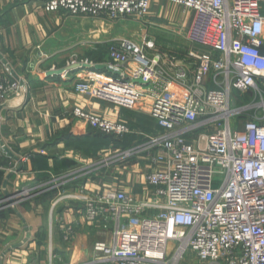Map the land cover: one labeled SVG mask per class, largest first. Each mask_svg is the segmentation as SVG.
Wrapping results in <instances>:
<instances>
[{
	"label": "built area",
	"instance_id": "obj_1",
	"mask_svg": "<svg viewBox=\"0 0 264 264\" xmlns=\"http://www.w3.org/2000/svg\"><path fill=\"white\" fill-rule=\"evenodd\" d=\"M153 1L47 0L43 7L49 13L144 21ZM165 1L193 12L186 40L202 51L189 53L196 61L192 78L184 66L172 71L160 53L149 56L153 41L144 47L123 41L109 47L108 66L118 74L94 72L75 83L78 93L129 110L146 105L161 129L112 159L139 157L153 167L149 199L112 190L84 195L83 189L75 197L86 221L100 222L109 235L95 245L93 263L180 264L190 251L205 264H264V124L241 119L259 105L264 110V100L240 107L234 100L236 92L263 97L258 81L264 79V0ZM22 92L9 71L0 72V108ZM71 114L101 135L122 139L132 133L125 123L78 107ZM70 181L52 176L17 189L0 199V209ZM72 233L66 229L67 241Z\"/></svg>",
	"mask_w": 264,
	"mask_h": 264
},
{
	"label": "crops",
	"instance_id": "obj_2",
	"mask_svg": "<svg viewBox=\"0 0 264 264\" xmlns=\"http://www.w3.org/2000/svg\"><path fill=\"white\" fill-rule=\"evenodd\" d=\"M46 1L0 0V55L9 64L0 59V72L9 71L26 90L19 107L0 108V199L49 182L52 176L72 181L0 209V264H94L95 245L109 235L100 222L86 221L83 203L76 198L83 189L84 195L112 190L139 201L149 199L147 177L153 167L139 157L112 159L161 129L146 105L129 110L78 93L75 83L98 72L95 69L51 73L70 67L72 61L109 65L112 44L127 41L144 47L153 41L155 50L146 49L149 56L160 53L172 71L184 66L192 78L196 61L189 53L202 49L186 40L193 12L165 0L151 3L146 21L49 13L43 7ZM128 24L138 28L130 30ZM77 107L125 123L132 133L122 139L96 133L71 114ZM263 113L251 110L248 120L264 124ZM67 228L73 230L70 241L65 239ZM182 262L203 264L190 251Z\"/></svg>",
	"mask_w": 264,
	"mask_h": 264
},
{
	"label": "water",
	"instance_id": "obj_3",
	"mask_svg": "<svg viewBox=\"0 0 264 264\" xmlns=\"http://www.w3.org/2000/svg\"><path fill=\"white\" fill-rule=\"evenodd\" d=\"M0 59L5 63V65L9 66V64L7 63V61L2 57V55H0ZM77 69H95L98 72H105L108 71L110 73H114V74H118V72L114 71L113 69H111L108 65H104V64H99V65H95V66H89V65H73L70 67H67L66 69L60 70V71H53L51 74L53 75H62V74H68L73 72L74 70ZM139 83H143V80H139ZM25 99V93L22 92L21 96L15 100H11L6 102L2 108H17L19 107ZM7 150V149H6ZM7 152L11 155V153L7 150Z\"/></svg>",
	"mask_w": 264,
	"mask_h": 264
},
{
	"label": "rangeland",
	"instance_id": "obj_4",
	"mask_svg": "<svg viewBox=\"0 0 264 264\" xmlns=\"http://www.w3.org/2000/svg\"><path fill=\"white\" fill-rule=\"evenodd\" d=\"M135 19V18H134ZM146 20H148V19H146ZM146 20H144V21H146ZM135 21H141V20H138V19H135ZM132 29V30H135V29H137L138 28V26H136L135 24H128V29ZM130 29V30H131ZM258 86H259V92H261L262 93V95H263V97H259V99L257 100V102H256V104H259V103H261L262 102V99L264 100V79H262V80H259L258 81ZM254 92L255 93H257V91H253V92H250V93H248V94H246V95H248V96H245V95H242L241 93H239V92H236V93H234V100H235V103H236V105L237 106H245V105H248V102L247 101H249V97H252V99H253V94H254ZM245 97V98H244ZM251 99V98H250ZM252 104V103H251ZM254 104V103H253ZM260 106V109H262L263 110V108L261 107L262 105H259ZM263 115H264V113L262 114V117H263ZM248 118H252V117H250V114H245V115H243L242 117H241V119L242 120H246V119H248ZM199 261V260H198ZM180 264H183V262H181ZM203 264H205V263H203Z\"/></svg>",
	"mask_w": 264,
	"mask_h": 264
},
{
	"label": "trees",
	"instance_id": "obj_5",
	"mask_svg": "<svg viewBox=\"0 0 264 264\" xmlns=\"http://www.w3.org/2000/svg\"><path fill=\"white\" fill-rule=\"evenodd\" d=\"M252 92H253V91H252ZM253 95H254V96H253V99H252V97H249V101H247L248 104H250V103H256L257 100L259 99V95H258L257 93L254 92ZM245 96H248V95H245ZM244 98H245V97H244ZM250 98H251V99H250Z\"/></svg>",
	"mask_w": 264,
	"mask_h": 264
}]
</instances>
